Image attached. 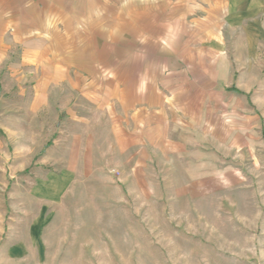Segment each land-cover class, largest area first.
Listing matches in <instances>:
<instances>
[{"label":"rangeland","instance_id":"obj_1","mask_svg":"<svg viewBox=\"0 0 264 264\" xmlns=\"http://www.w3.org/2000/svg\"><path fill=\"white\" fill-rule=\"evenodd\" d=\"M261 18L255 48L262 76L248 96L256 120L248 121L247 146L190 182L160 173L157 160L131 173L118 157L108 112L78 94H45L34 103L26 79L23 93L6 94L0 264H264Z\"/></svg>","mask_w":264,"mask_h":264},{"label":"crops","instance_id":"obj_2","mask_svg":"<svg viewBox=\"0 0 264 264\" xmlns=\"http://www.w3.org/2000/svg\"><path fill=\"white\" fill-rule=\"evenodd\" d=\"M263 14L264 0H0V109L24 79L34 103L78 94L108 112L131 173L157 160L193 181L247 146Z\"/></svg>","mask_w":264,"mask_h":264}]
</instances>
